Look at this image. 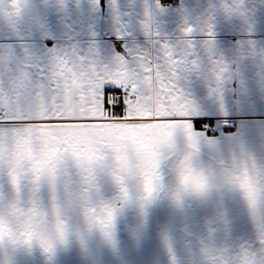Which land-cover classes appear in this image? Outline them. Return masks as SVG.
<instances>
[{"label":"crops","instance_id":"crops-1","mask_svg":"<svg viewBox=\"0 0 264 264\" xmlns=\"http://www.w3.org/2000/svg\"><path fill=\"white\" fill-rule=\"evenodd\" d=\"M0 111V264H264V0H0Z\"/></svg>","mask_w":264,"mask_h":264},{"label":"rangeland","instance_id":"rangeland-1","mask_svg":"<svg viewBox=\"0 0 264 264\" xmlns=\"http://www.w3.org/2000/svg\"><path fill=\"white\" fill-rule=\"evenodd\" d=\"M127 109V108H126ZM124 113L122 112L121 119H124ZM114 117L110 118V121L117 119L118 112H114ZM105 121V120H104ZM106 123V122H100ZM211 136L215 133L209 132ZM82 172L80 171V178ZM212 217L213 214H210ZM137 221V224L133 221H115V220H78V221H46V231H191V236L195 238L199 237L198 231H215V220L213 218H207L204 220H159V221Z\"/></svg>","mask_w":264,"mask_h":264},{"label":"built area","instance_id":"built-area-1","mask_svg":"<svg viewBox=\"0 0 264 264\" xmlns=\"http://www.w3.org/2000/svg\"><path fill=\"white\" fill-rule=\"evenodd\" d=\"M176 1L177 0H167V2H169V3H175ZM121 100H123V102H124L123 112H125L126 108L129 105L130 96L124 91H121L119 94H117L116 92L111 93L109 95V108H110V110L113 111V108L111 107V105L118 104L121 102ZM113 121H119V120L114 119ZM0 124H5L4 115L1 111H0Z\"/></svg>","mask_w":264,"mask_h":264},{"label":"snow or ice","instance_id":"snow-or-ice-1","mask_svg":"<svg viewBox=\"0 0 264 264\" xmlns=\"http://www.w3.org/2000/svg\"><path fill=\"white\" fill-rule=\"evenodd\" d=\"M110 92H116L117 94H119L121 92V89L119 87H105L104 88L105 97H107V94ZM111 107L113 108L114 112L122 113L124 109V102L123 100H121L120 103L111 105Z\"/></svg>","mask_w":264,"mask_h":264},{"label":"water","instance_id":"water-1","mask_svg":"<svg viewBox=\"0 0 264 264\" xmlns=\"http://www.w3.org/2000/svg\"><path fill=\"white\" fill-rule=\"evenodd\" d=\"M225 128L226 129H231V128H233V125L232 124H227V125H225Z\"/></svg>","mask_w":264,"mask_h":264}]
</instances>
